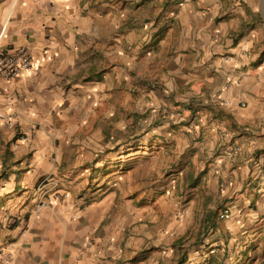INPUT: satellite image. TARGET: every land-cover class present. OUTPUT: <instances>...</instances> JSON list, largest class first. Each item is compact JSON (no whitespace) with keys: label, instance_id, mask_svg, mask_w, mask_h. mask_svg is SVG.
<instances>
[{"label":"crops","instance_id":"0c3cea01","mask_svg":"<svg viewBox=\"0 0 264 264\" xmlns=\"http://www.w3.org/2000/svg\"><path fill=\"white\" fill-rule=\"evenodd\" d=\"M123 2L120 12L112 0H12L4 15L0 53L26 48L34 58L23 77H0V171L8 172L7 181H0V248L14 254V264H178L177 231L105 227L96 213L105 202L82 209L84 199L70 197L76 187L49 173L57 169L58 157L76 154L66 148L76 144L77 131L97 122V104L111 102L114 77L119 86L130 85L114 62L163 53L175 59L178 85H196L188 100L218 95L216 101L209 95L203 105L210 109L199 122L203 141L187 147L206 152L207 161L196 164L211 176L214 163H206L217 156V182L225 188L219 197L227 201L221 212L229 208L232 216L210 231L200 248L224 245L229 234L264 231V54L255 50L264 24L252 23L259 5L255 0ZM118 12L119 25L113 24ZM130 15L137 17L126 19ZM216 105L223 110L219 124L205 119L217 116ZM232 145L239 151L228 153ZM43 202L47 207L37 214ZM11 217H16L13 227L7 222Z\"/></svg>","mask_w":264,"mask_h":264},{"label":"rangeland","instance_id":"374dc122","mask_svg":"<svg viewBox=\"0 0 264 264\" xmlns=\"http://www.w3.org/2000/svg\"><path fill=\"white\" fill-rule=\"evenodd\" d=\"M123 1L112 0L120 12L125 10ZM255 2L259 6L252 23L262 25L264 0ZM11 3L0 0V27L5 25L4 15ZM121 20L118 12L113 24L119 25ZM260 36L255 50L264 54V34ZM174 60L163 53L150 60L115 61L113 65L118 63V71L122 68L119 72L126 74L130 85L125 89V84L119 86L114 77L111 102L97 104V122L92 120L87 130L77 131L73 137L76 144L66 148L76 154L58 157L57 169L49 173L76 187L70 197L75 201L84 199L82 209L105 202L106 208L96 211L105 227L114 231H177L182 237L174 256L178 264H264V231L243 232V237L240 233L229 234L224 245L214 242L210 249L211 244L200 248L206 235L220 227L219 215L227 201L219 197L225 188L217 182V156L206 163H214L211 176L209 170L198 169L196 164L207 161L206 152L187 145L203 141L199 122L203 110L210 112L203 105L210 102L206 97L212 95L210 99L216 101L218 95L199 94L194 96L195 101L188 100V93L196 90H191L196 85H178L176 77L180 73L171 67ZM198 75L200 81L203 74ZM207 91L203 88L201 92ZM220 108L216 105L212 109ZM221 109L217 116L210 118L208 114L205 119L216 122ZM189 125L191 128L185 130ZM76 126L82 125L74 124L73 128ZM173 130L176 138H172ZM7 175L1 170L0 181H7ZM15 220L11 217L7 222L13 227ZM235 243L240 245L233 247Z\"/></svg>","mask_w":264,"mask_h":264},{"label":"built area","instance_id":"2783aa9c","mask_svg":"<svg viewBox=\"0 0 264 264\" xmlns=\"http://www.w3.org/2000/svg\"><path fill=\"white\" fill-rule=\"evenodd\" d=\"M246 53L245 50H243ZM34 66V58L26 48H19L14 52L0 53V77L5 80L19 79L29 73ZM1 118H3L1 116ZM224 137L226 133L222 132ZM239 151L235 145L230 146L228 153L234 154ZM220 166V162H217ZM47 207V203H41L37 208V214H40ZM232 216L229 208L224 209L219 218L221 220H229ZM14 254L9 250L0 248V264H14Z\"/></svg>","mask_w":264,"mask_h":264}]
</instances>
